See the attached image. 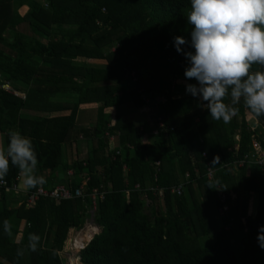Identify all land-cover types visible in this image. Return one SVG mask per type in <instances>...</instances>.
<instances>
[{
    "label": "trees",
    "instance_id": "obj_1",
    "mask_svg": "<svg viewBox=\"0 0 264 264\" xmlns=\"http://www.w3.org/2000/svg\"><path fill=\"white\" fill-rule=\"evenodd\" d=\"M189 11L190 0H0L4 147L8 132L19 131L32 140L36 173H57V182L72 190L87 179L82 198L40 197L31 206L22 191L1 187L0 264H64L60 252H68L73 233L90 215L99 230L79 250L82 264H264L257 242L264 225V168L247 162L254 140L264 146V116L241 101L225 124L186 93V84L196 81L185 78L187 62L173 38L190 41ZM257 70L264 67L253 65ZM146 98L149 119L123 118L124 107H143ZM86 108L96 109L94 122L79 127L78 113ZM146 133L151 139L143 141ZM18 175L10 166L8 186ZM93 188L104 191L94 209L87 195ZM30 233L40 237L34 252ZM18 248L25 250L21 257Z\"/></svg>",
    "mask_w": 264,
    "mask_h": 264
},
{
    "label": "clouds",
    "instance_id": "obj_2",
    "mask_svg": "<svg viewBox=\"0 0 264 264\" xmlns=\"http://www.w3.org/2000/svg\"><path fill=\"white\" fill-rule=\"evenodd\" d=\"M187 21L193 26L190 41L173 38L176 51L187 62L185 78L196 81L186 84V93L198 98L213 120L225 124L238 114L236 105L241 101L256 117L264 116V71H252L253 65L264 67V0H190ZM181 45L194 51H185ZM219 159L214 157L212 165ZM37 165L31 138L10 130L7 146L0 147V181L14 166L19 170L18 191L37 188L46 183L35 174ZM3 227L11 236L9 220L3 221ZM39 241L38 235L30 233L28 249L37 251ZM257 242L264 249V225L258 228ZM24 251L18 248L17 257Z\"/></svg>",
    "mask_w": 264,
    "mask_h": 264
},
{
    "label": "built area",
    "instance_id": "obj_3",
    "mask_svg": "<svg viewBox=\"0 0 264 264\" xmlns=\"http://www.w3.org/2000/svg\"><path fill=\"white\" fill-rule=\"evenodd\" d=\"M157 100L158 101H164V97L163 96H159V97H157ZM157 120H158L159 126H163V122L160 119V117H158ZM152 133L156 134L157 130H154ZM262 142L264 143V137L262 138ZM247 156H248L247 162L257 163L258 165H261L264 168V146L261 143H259L258 141L254 140L253 141V150L251 151V153L247 154ZM239 164L240 165L243 164V160L242 159H240ZM212 169L213 168L210 167L209 163L207 162V176L208 177H211ZM184 177L187 180L189 178V174L186 172L184 174ZM86 180L87 179L85 178V180L82 181L81 185H79L74 190H72L70 187H68V186H66L64 184H57V185H55L52 188H45V187H42V186H38L37 188H35L33 190L22 191V193H24V196H25L24 202H25L26 206H31L40 197H48V198H52V199H56V200H63V199L67 200V199H72V198H75V197H81L82 198L85 195V193H84V185L86 183ZM17 185H18L17 182H14L11 186H8V184H7L5 179L3 181H0V188L1 187H5L6 189H10L11 188L12 190L18 191L17 190ZM181 185L182 184L177 185L174 188V192H176L177 194H180L181 193ZM135 187L139 188V185L136 184ZM125 192H126V195H128V191L126 190ZM158 194L162 195V189L158 190ZM87 195L91 198V203L93 205L92 207L94 209L95 206H96L97 199H102L103 198L104 191L103 190H99L98 188H93L90 191V193H87ZM88 221L85 224L91 226V235H90V238H91L92 235L96 231H94L95 229L92 226L93 221H91V222H88ZM85 224H84V227H82L84 230L86 228ZM90 238H89V240H90ZM75 241H76V238L73 239L72 243H70V248H71V244H72L73 248L77 249L78 251L80 249H82L84 247V245L86 244V242L85 243L81 242L78 246H76L75 245Z\"/></svg>",
    "mask_w": 264,
    "mask_h": 264
},
{
    "label": "crops",
    "instance_id": "obj_4",
    "mask_svg": "<svg viewBox=\"0 0 264 264\" xmlns=\"http://www.w3.org/2000/svg\"><path fill=\"white\" fill-rule=\"evenodd\" d=\"M92 60V59H91ZM93 61L94 62H98V64H93V65H105L106 64V61L104 60V59H93ZM149 98H146L145 99V101L147 102L143 107H140V108H131L129 105L127 106V107H124L125 109H123V118L125 119V120H127V119H133L134 121H135V119H137V121H140V119H143V120H147V119H149L150 118V116H151V111H152V108H151V104H149V103H151V101L149 102ZM153 105H155V104H153ZM88 109H93L94 111L92 112L93 113V115L94 116H92V113H87L86 112V110H88ZM140 109H143V111L141 112L140 111ZM144 110H146V111H144ZM80 111H82V112H84L83 114H86V115H84L85 116V119H86V117H87V115L89 114H91L90 115V117H91V120L89 121V123H87V122H85V120L82 122V123H80L79 124V121H78V118H77V123H78V126L79 127H89L90 126V124L92 123V122H94V117H95V114H96V109H94V108H86V109H82V110H80ZM88 115V116H89ZM77 117H79V116H77ZM138 123V122H137ZM154 131V130H153ZM80 137V136H79ZM115 138H116V141H117V137L116 136H114ZM151 136H150V134H148V133H146L143 137H142V140L143 141H147L148 139L150 140L151 138H150ZM115 141V142H116ZM110 142V141H109ZM115 142H113L114 143V145H115ZM77 143H78V145L80 146V147H78V151H79V155L80 156H84L85 155V153H86V150H87V144H86V142H85V140L83 139V138H81V139H79L78 141H77ZM113 147V146H112ZM68 172L69 173H71L70 172V170H68ZM35 174H37V176H43L44 178H45V180H46V182L47 183H45V184H43V185H41L42 187H45V188H49V187H53V186H55V185H57V184H59V183H61V182H57L58 181V176L59 175H57V173L56 174H53V175H50V172L48 171V170H43V171H39L38 173H36L35 172ZM54 176V177H53ZM49 179L51 180V181H49ZM19 183V175H18V177H17V184ZM48 186V187H47ZM92 215H90L86 220H85V222H84V224L88 221V222H91V221H93V223H92V226L94 227H97V229L99 230V227H98V225L94 222V220H93V218L91 217ZM84 224H83V226H84ZM82 226V227H83ZM88 225H86V227H87ZM86 229V228H85ZM98 230H96V231H98ZM80 235H81V233H80ZM20 236V235H19ZM19 236H17V239H18V237ZM87 243V242H86ZM70 246V245H69ZM68 251H70V247L68 248Z\"/></svg>",
    "mask_w": 264,
    "mask_h": 264
},
{
    "label": "rangeland",
    "instance_id": "obj_5",
    "mask_svg": "<svg viewBox=\"0 0 264 264\" xmlns=\"http://www.w3.org/2000/svg\"><path fill=\"white\" fill-rule=\"evenodd\" d=\"M27 10V8L25 7V6H22V7H20L19 8V12L20 13H24L25 11ZM77 60H81V62H88L89 64H98V62H94L93 61V59L91 60V59H85V58H78ZM178 81V80H177ZM3 87L4 88H6L7 90H9V91H11V92H14V93H16L17 95H21V96H23V94H21V92H19V91H16V90H13L12 89V87L11 86H9V84H7V83H5V84H3ZM157 99V98H156ZM151 101V99L149 100V102ZM153 104H155L154 103V101H153ZM143 111V109H140V111ZM94 110L93 109H88V110H86V112L87 113H92ZM141 111V112H142ZM144 111H146V110H144ZM84 112H82V111H79V113H78V116L79 117H77L78 118V121L80 122V123H82L84 120H85V122H87V123H89V121L91 120V117H90V115L88 116L87 115V117H86V119H85V116L84 115H86V114H83ZM92 116H94L93 115V113H92ZM234 139H235V145H236V143H237V136H235L234 137ZM109 141H110V146L112 147V146H114V143L113 142H115L116 141V138L114 137V136H112L110 139H109ZM0 147H4V140H3V135H1L0 134ZM85 226H86V224H85ZM90 226V225H89ZM84 227V226H83ZM91 227V226H90ZM94 229H96V230H98L97 229V227H93ZM96 230H94V231H96ZM80 233H81V235H84V233H85V230L83 229V228H81V229H79V230H77V231H75L74 233H73V235H72V238H71V242L70 243H72L73 242V239H75V238H77L79 235H80ZM90 238V237H89ZM89 238H85V237H83V239H82V241L81 242H87L88 240H89ZM70 247V246H69ZM71 250L70 251H68V252H66V253H64V252H60V254H61V256L64 258V264H82L81 262H80V259H79V251L77 250V249H74L73 248V245L71 244V248H70ZM70 257V258H69Z\"/></svg>",
    "mask_w": 264,
    "mask_h": 264
},
{
    "label": "bare ground",
    "instance_id": "obj_6",
    "mask_svg": "<svg viewBox=\"0 0 264 264\" xmlns=\"http://www.w3.org/2000/svg\"><path fill=\"white\" fill-rule=\"evenodd\" d=\"M95 230H96V229H95ZM90 235H91V227L88 225V226L86 227V229H85V233H84V235H79V236L76 238L75 245L78 246V245L81 243L83 237H85V238H89ZM69 258H70V257H69Z\"/></svg>",
    "mask_w": 264,
    "mask_h": 264
}]
</instances>
